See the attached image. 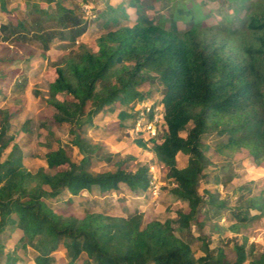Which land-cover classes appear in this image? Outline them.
<instances>
[{
  "label": "trees",
  "instance_id": "16d2710c",
  "mask_svg": "<svg viewBox=\"0 0 264 264\" xmlns=\"http://www.w3.org/2000/svg\"><path fill=\"white\" fill-rule=\"evenodd\" d=\"M45 1L47 7L39 9L43 19L0 26V64L14 62L20 50L32 53L31 41L38 42L46 53L62 30L68 29L72 39L86 31L80 4L69 8L66 0ZM6 4L7 0H0L2 9ZM145 4L146 0L106 4L98 13L105 31L96 39V49L80 43L53 67L55 77L48 83L44 100L54 108L53 123L69 125L71 144L83 154L79 162L59 145L44 154L54 172L39 168L33 173L16 154V143L2 159L14 137L9 135L12 110L0 109V234L19 229L22 246L31 245L37 252L36 264H51L52 253L61 244L69 250L68 264H78L82 254H86L83 264H264V248L253 256L255 244L247 249L246 238L234 245L236 258L231 262L222 247L210 248L209 236L178 234L189 231L193 224L202 226L203 205L224 206L209 191L199 192V181L209 163L203 135L226 137L215 146L219 155L232 156L246 149L256 163L264 159V0L248 7L241 28L231 27L227 21L202 25L204 14L200 9V19H196L195 5L183 17L191 21L186 29L168 27L162 15L158 19L137 16L132 23H120L121 18L129 20L134 7L144 9ZM20 71L10 69L0 79L9 84ZM157 81L162 84L167 129L162 142H155L151 150L174 182L172 194L186 201L189 210L179 209L173 218L153 217L143 223L142 213L124 217L88 212L77 217L48 205L46 199L66 189L78 195L95 186L101 192L123 188L138 195L148 188V166L132 169L129 163L134 157L130 155L111 162L113 155L105 154L102 158L111 163L110 168L93 170L92 160L100 156L101 146L85 139L82 130L105 106L142 98L144 94L136 87ZM60 93L68 97L61 99ZM119 115L121 119L131 116L126 111ZM183 130H187L186 136ZM138 145L147 147L141 139ZM179 152L188 155L182 168L177 165ZM250 209H259L264 215V198L252 197L246 206L232 212L240 223L230 229L236 231L245 224ZM197 241L204 252L200 257L195 255ZM248 250L253 257L249 262ZM0 253H5L2 243ZM5 254V264L15 263V255Z\"/></svg>",
  "mask_w": 264,
  "mask_h": 264
},
{
  "label": "rangeland",
  "instance_id": "374dc122",
  "mask_svg": "<svg viewBox=\"0 0 264 264\" xmlns=\"http://www.w3.org/2000/svg\"><path fill=\"white\" fill-rule=\"evenodd\" d=\"M112 3L116 0H111ZM256 0H158L156 2L146 0V4L140 9L134 7L129 20L120 19V23H132L135 17L158 19L161 15L166 18V24L171 28L186 29L191 24L189 16L183 17L194 6L196 19H200V9L205 19L200 20L202 25H218L230 23L231 27L241 28L244 25L246 15ZM64 4L72 8L80 4L79 13L87 25L86 31L72 39L68 29L62 30V36L57 34L52 41L50 49L43 53L38 42H29L32 53L20 50L14 62L0 64V76L10 69L17 68L18 72L9 84L5 79H0V109L10 108L13 116L9 135L14 139L3 151L2 159L10 153L12 145L16 143L23 165L31 172L44 168L48 173H53L44 159V154L50 148L64 145L71 158L79 162L82 153L79 148L71 144L72 134L67 124L57 125L53 123L52 114L54 108L49 105L44 97L49 94V81L55 77L53 67L61 58L75 50L80 43H86L96 49V39L105 31L98 20V13L105 8L103 0H66ZM183 5L179 6V5ZM135 6V3L132 4ZM46 8L45 0H7L6 8L0 5V26L2 24H16L17 21L27 19H43L39 9ZM142 8V7H141ZM41 17V18H40ZM3 44L0 39V44ZM121 60H119V63ZM142 98H128L124 102L116 100L105 106L92 119L91 124L83 128L85 139L92 144L101 146L100 156L92 160L91 168L95 171H105L111 163L102 157L112 154L111 162L128 155L134 157L129 166L136 169L138 166H148L150 184L144 191L133 194L123 188L119 191L101 192L96 186L91 190L86 189L78 195H73L69 190H63L58 196L46 199L48 205L60 211L64 215L83 217L88 212H104L117 216L129 217L132 214L142 213L143 223L153 217L173 218L176 211L189 210L186 201L172 194L174 182L167 175V169L151 150L154 143H161L167 129L164 113V104L161 101L162 84L160 82L145 83L136 87ZM61 99L68 96L60 93ZM16 107L19 110H16ZM151 109V110H149ZM128 112L131 116L121 119L119 113ZM143 116V117H141ZM156 126V134H153L149 125ZM136 126L139 130L136 129ZM187 130L182 131L186 136ZM138 139L146 143L147 147L138 145ZM153 139V140H152ZM225 136L206 133L202 137L206 144L205 154L209 159L204 173L199 181V192L209 191L219 202L224 203L220 209L205 204L201 208L202 226L197 228L193 224L186 232H178L185 238H194L199 234L207 235L210 239V248L222 247L227 258L233 262L236 258L234 245L244 238L247 240V249L251 243L255 244L253 256H258L264 248V215L261 210L250 209L249 219L241 224L235 231L230 229L234 223L240 220L232 214L238 208L246 206L247 201L254 197L264 198V159L258 164L246 149L232 156L219 155L215 146L225 141ZM86 154V153H84ZM95 157V156H94ZM178 166L187 164L188 155L180 153L177 156ZM261 214V215H260ZM256 215V216H255ZM20 230L13 232L5 230L0 234V243L4 245V252L17 257L13 264H36V250L31 246H22L19 240ZM195 255L200 257L204 252L200 248V242L194 243ZM0 253V264H5L6 254ZM51 264H68L70 253L64 244L52 253ZM86 254L78 259V264H83ZM253 257L248 250V262Z\"/></svg>",
  "mask_w": 264,
  "mask_h": 264
},
{
  "label": "crops",
  "instance_id": "0c3cea01",
  "mask_svg": "<svg viewBox=\"0 0 264 264\" xmlns=\"http://www.w3.org/2000/svg\"><path fill=\"white\" fill-rule=\"evenodd\" d=\"M105 3H107V2H109V3H111V4H115L117 1H120V0H116L115 2H113L112 3V1L111 0H103ZM137 1V0H136ZM68 7H69V5H68ZM180 153H182V152H179L178 154H177V156L180 154ZM178 162V161H177ZM47 163V162H46ZM177 165H178V163H177ZM187 165V164H186ZM186 165H183V166H178V167H180V168H182V167H185Z\"/></svg>",
  "mask_w": 264,
  "mask_h": 264
},
{
  "label": "built area",
  "instance_id": "2783aa9c",
  "mask_svg": "<svg viewBox=\"0 0 264 264\" xmlns=\"http://www.w3.org/2000/svg\"><path fill=\"white\" fill-rule=\"evenodd\" d=\"M149 110H151V109H149ZM141 117H143V116H141ZM150 128H151L152 133L156 134V126L151 124V125H149V129ZM136 129L139 130L137 126H136Z\"/></svg>",
  "mask_w": 264,
  "mask_h": 264
}]
</instances>
